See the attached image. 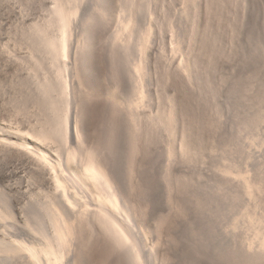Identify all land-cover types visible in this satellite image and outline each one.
I'll list each match as a JSON object with an SVG mask.
<instances>
[{
    "label": "bare ground",
    "instance_id": "1",
    "mask_svg": "<svg viewBox=\"0 0 264 264\" xmlns=\"http://www.w3.org/2000/svg\"><path fill=\"white\" fill-rule=\"evenodd\" d=\"M137 1L139 2V0ZM159 1L148 0L149 5L146 3L150 8L145 6V9H150L147 12L150 16L154 12V8L152 11L151 7L156 8L161 3ZM187 1V4L193 7V26L191 27L190 23H186L191 27L190 31L192 30V32L185 39L186 33L184 34L182 26H179L178 22L173 24L169 23L171 20L168 21L175 50L179 51L180 54L179 66L177 68L171 65H167L166 68L163 66L164 71H160V74H158V76H161V73H163L162 82L171 93L166 94L167 98L164 97L167 101L166 105H163L164 108L161 106L163 108H161V112L158 113L157 110L158 114H154L152 117L147 116L149 118V124L147 125H150V127L145 126L146 120H143L141 114L134 111L129 112L130 114L122 112L121 115L119 113L120 108H113V104V107L107 105L104 98V96L108 97V94L111 96L109 98H114L118 92L116 89L120 88L122 82L118 66L120 60L118 59L128 49V37L131 35L129 24L132 23L131 21L134 20L139 9L136 8L135 0L126 1L129 2L127 4L124 2L126 15L123 14L125 16L122 18L123 27L121 29L126 35L123 36L124 34L120 33L121 35L116 36L117 39L118 37L121 38L123 43L120 42V52H117L114 48L110 49L112 51L109 52H112V54L110 53L111 57L107 61L110 64L109 69L97 52L90 51V49L86 51L90 47L87 46L86 50H82L86 44V39L83 41L85 44H82L83 46L80 49L81 44L79 46V43L81 42L78 41L84 34L80 35L79 40L74 43L73 38H71L75 29L73 25L80 18L82 20L86 19L83 24L88 29L92 30L94 28L91 26L95 27L94 22L88 27L90 23H87V19L89 17L87 18L88 15L85 16V12H83L85 10L84 5H82L85 4L84 0H54L44 23L33 25L32 42L40 54L35 55V57H39L40 60H47V65L52 68L51 74L47 75L45 73L43 79L37 81L36 84L40 104L45 108V113L43 112L45 116L35 123L32 128L27 129L26 134L20 126L8 127L4 139L11 157H19L29 162L30 165L32 164L31 175L27 180H39L42 185L46 183L48 189L46 193L45 189L43 190L44 193L42 194H45V196H41L43 197L42 200L34 198L37 202L29 201L21 206V201L20 206L18 204L15 206L13 201L17 198L14 194L16 191L12 193L9 189L13 187L6 188L16 197L7 195L8 197H5L4 201V209L0 210V219L4 221L5 227V236L0 239V250L4 252L7 258L18 255L16 261L21 259V264H24L23 262L26 264H214V252H210L211 243L214 240V220L210 217V209L206 211L208 206L211 205H208L211 199L207 196L208 194H202L204 198L209 199V201L207 200L208 203L204 200V203H207L206 206L208 205L205 208L201 203V198H198L200 195L197 192L194 193L196 188L194 191L191 190L190 180L194 175H191L192 169H189V164L194 161L196 154L203 148L201 142L204 141L203 135L207 133L209 128L211 129L207 123V119H209L207 107L209 104L206 107L204 99L208 94L209 75L214 71V64L219 60L218 56L220 57L218 54L220 49L217 46L220 45L219 38L223 35L222 29L234 16L230 17L229 15L230 20L226 18L227 23L224 21V25L222 23L223 27L220 26L221 24L217 26L218 23H221L219 19H222L221 15L223 14L219 15L217 10L221 7L219 8L220 11L223 10L224 12L223 6L226 0H202V2L198 0V2L200 1L198 4H196V0ZM110 2V0H94L92 9L94 8L93 10L98 15V19L104 15ZM240 2L244 12L241 13L242 17L239 18L242 19L239 20L242 25V27L239 26V34L243 32L244 25L248 26L249 24H247L249 20L244 16H249V14H245H247V9L251 8V0H240ZM80 6L83 7V11H81ZM137 7L139 6L137 5ZM189 9L188 11H190ZM225 12L227 13V11ZM94 15L91 16L93 18L97 17H94ZM217 17L219 21L217 20L218 23L216 24ZM238 17H240V14ZM149 18L151 19H148V26L145 25L144 30L139 33V36L137 35V40L135 39L134 49H137V52H135L137 56L135 54V60L132 61L130 70L132 93L136 96L135 100L137 102L147 96V75L152 70L151 66H156L153 63L155 61L153 55H151L149 43L153 31L151 28H153V21L155 20H153V17ZM237 21L235 22V19L232 18L229 23L236 24ZM233 24L232 26H234ZM229 27L227 26V30L230 31ZM241 28L242 31H240ZM225 29L224 31H226ZM233 29L231 31L234 33L236 28ZM232 32L229 35H232ZM226 33L228 32L226 31ZM89 34L86 35L90 36ZM225 34L224 36H226ZM241 34L243 36V33ZM254 34L256 36L258 33L253 32L252 35L254 36ZM91 35H94V32ZM85 37L83 36V38ZM227 39H229V36ZM260 40L264 41L262 38ZM260 42L258 43L259 46ZM119 53L121 54L118 55ZM121 58L123 57L121 56ZM202 69H205V77L202 75ZM235 78L237 77L235 76ZM238 85L236 91L239 88ZM112 86L114 89L116 88V92L111 91L114 90ZM107 87L112 89H106ZM258 88H261L260 85ZM105 89L109 91L106 93ZM232 91H235V88ZM260 91L257 90V97ZM212 93L214 95L215 92ZM101 98L105 99V103ZM206 99L208 98L206 97ZM208 100L210 101V99ZM110 101L108 102L110 103ZM206 103L208 102L206 101ZM126 114L129 117H126ZM124 115L125 117H123ZM212 117L209 119L211 124ZM125 118H129L128 121ZM249 120L247 125L255 123L256 114H253ZM211 126L214 129V126ZM154 128L162 129L164 133L169 134L168 136H174V139H171L172 136L169 137L170 141H168L167 146L165 144L169 165L167 170L163 171V173H166L165 176L162 175L164 179L162 177L163 180L161 181L164 185L161 194L165 198L164 202L167 209L164 214L157 213V180L155 170L153 171L150 163L151 158H153L151 157L153 147L151 136L154 134L152 133ZM208 132H211V130ZM177 139L179 140V143L177 142L179 144L177 148L180 154L179 157L182 158L179 160L188 163L187 169L180 167L183 162L178 163L180 166H176L174 163V160L178 158L176 157ZM195 160L197 161V159ZM231 164L233 165V163ZM224 167L230 168V166ZM227 169L225 171L229 173L230 169ZM235 169L239 168L236 166ZM8 174L6 173V175ZM15 174L18 173L15 172ZM239 174H242V172ZM1 175L5 176L4 172ZM159 176L161 175L159 174ZM236 176H238V173ZM239 179H241V192L250 197L248 200L254 198L256 192H254V177L247 175L243 178L240 176ZM23 182L19 183L23 184ZM236 186H238V183ZM14 190L16 189L14 188ZM23 191L20 193L24 195ZM246 195L245 197H247ZM17 196L19 198L21 195ZM159 198L161 199V197ZM212 199L214 201V197ZM213 201H211L213 203L212 208L214 206ZM241 205L243 206V204ZM243 211L244 207L241 212ZM253 214H255L254 211ZM248 216H250L249 213L247 218L250 220L246 217L245 219L248 220L247 222L250 221V228L249 225L247 228L251 230V233L244 234L245 236L238 240L234 235H229L232 233L228 231V234L226 230L227 234L225 235H229L226 237V249L224 247L225 251L220 249V253L222 251L224 253L218 255L219 262L217 261V264H264V229L255 225L256 220L259 223L261 221L255 215ZM228 225L232 227L231 230L236 227L233 224ZM243 232L241 233L243 234ZM225 235L223 236L225 237ZM209 242L211 243L209 244ZM222 244L225 245L221 243L219 246L222 247ZM13 260L15 259L13 258Z\"/></svg>",
    "mask_w": 264,
    "mask_h": 264
},
{
    "label": "rangeland",
    "instance_id": "2",
    "mask_svg": "<svg viewBox=\"0 0 264 264\" xmlns=\"http://www.w3.org/2000/svg\"><path fill=\"white\" fill-rule=\"evenodd\" d=\"M53 1L54 0H0V210L4 209V205H5L4 201L6 199L5 197H8L7 195H11L12 197H15L16 195L17 198H18L17 195L19 196L21 195L23 198L20 196L17 200V198L15 197L16 199H14L15 201L13 202L15 206L21 203H22L21 206H23V203L27 204L29 201L37 202L34 200V198H36V200H40L41 198L43 199V197H41L42 195L45 196V194H42L44 193L43 190L45 189V193H46L47 192L46 190L48 189V185L46 183H43L42 185L39 180H34V181L33 180L30 181L29 179L27 180V178L31 175L32 164L30 165L29 162H26L19 157H11V153L7 150L4 137H5L8 127L20 126L23 128L24 134H26L25 131H27V129L32 128V126H34L35 123H37L42 117L45 116L43 115V112L45 113V110H44L45 108L42 107L43 106L42 104H40L41 101H39L40 98L38 96L39 93H38V88L36 84H37V81L39 82L43 79V77L45 76V73H47V75H50L52 72L51 70L52 68H50L49 65H47L48 63L47 60L44 61V60H40L39 57H35V55L37 56L40 54L33 45L32 37L34 35L33 25L38 24V23L39 24L44 23V21L48 17V14L50 13L49 11L51 9ZM110 1L111 2L108 6V9L106 10V12L104 13L102 17L99 15L100 17L98 19V15H96V12L93 10L94 8L92 9L94 0L93 1L84 0L85 4H82V5H84L85 10L83 11V7H81L82 5L80 6V9H82L81 11L85 12L84 13L85 16L88 15L87 18L89 17L87 19L88 20L87 23L88 24L90 23L88 27L92 25L91 24L92 22H94L93 25L95 27L91 26L92 28H94L92 29L94 30L93 31L94 35H91V33L93 34V32H91L92 30H90V28L88 29L87 26L83 24L86 21V19L82 20L80 18V20L79 21L77 20V22L73 25L75 29L73 28L74 31L72 29L73 33L71 36V38H73L74 40L73 41L74 43L76 40H79L78 38L80 37V35L82 36L84 34L83 36H86V37L83 38L82 36L80 37L82 40L80 39L78 41V42H81L79 43V46L81 44L80 49L83 46L82 44H85L83 41H85L86 39L85 41L86 44L84 45L85 47L83 46L82 50L83 49L86 50L88 47H90L86 51H89L90 49V51L93 50L97 52V54L100 55V58L103 59L104 62H106V66L108 67V69L110 67V64L107 61L110 59L111 54H112V52H109V51H112L110 49L114 48V50L118 52L121 48V44L123 43L121 38L118 37L119 39L118 40L116 36L120 33H123L124 34V35L122 34L123 36L126 35V33L122 32V29H121L123 27L122 18H124L123 16L126 15L125 14L126 11L124 12L126 8L124 7L125 5L124 2L130 1V0H110ZM141 1L142 0H139V2ZM185 1L184 0H162V1L160 0L159 2L161 3L158 4L159 7L158 5L156 6V8L153 6L151 7L152 11L154 8V12H152L153 16L152 15L150 16L149 13H147L149 12L150 9H145L146 7L150 8L148 7L149 5V3H147L148 0H144L140 4L137 0H135L136 8L137 9L139 8V9L135 15L134 20H132L131 21L132 23L129 24L131 26L130 27L131 35L128 37V49L124 54H121V53L118 54V55L121 54V56L123 57L121 58V56H119L120 58L118 60L120 61H118L119 63L117 62L119 66V72L122 77L120 88L119 89L115 88L116 91H118L115 94V97H114L115 100L114 98H109L111 97L109 96V94L108 95L106 94L108 97L103 95L106 100L101 98V100L104 103L106 101L107 105L109 104V106L111 107L114 106L113 108L117 107V109L119 107L120 108L119 113L121 115H122V112L125 114L129 112L131 113L134 111L136 113L141 114V116H143V120L144 121L146 120L145 121L146 127H150V125H147L149 124L148 123L149 118L147 116L152 117L154 114L156 115L159 112H161L162 109L164 108L163 105H166L167 95L171 93L169 92V90L166 89L167 86H165V84L162 82L163 79L161 78L163 77V73H161V76L160 75L158 76V74H160L159 72L164 71L167 65H171L174 68H177L179 66L180 54H179V51L177 52L175 50V44L172 41L173 35H172V32H170L169 30L168 21L171 20L169 21V23H173V24L174 23L177 24L176 22H178L179 26H182L181 28L184 34L186 33L185 39H186V36L189 37L188 35L189 34L191 35L190 32H192V30L190 31V29L193 26V20H192L193 7L192 5L189 6L190 4H187L188 2L187 0ZM200 1L202 2V0ZM199 2L198 0H196V4H198ZM127 3L129 2H126V4ZM137 5L139 7H137ZM241 6L242 4L240 0H226L224 2L223 9H224V12L227 11L228 14L226 12L224 13L223 10L220 11L219 8L221 7H219L217 10L219 15H221L222 13L225 14L226 16L228 15L227 17H223L225 15L222 14L221 15L222 19H221L216 14L220 18L219 19L220 21H219L217 17L216 24L218 23V21L221 22V23H218L217 26L221 24L220 26L223 27L224 21L226 18L227 20L231 19L230 21H232V18H233V20L235 19V22L238 20L237 23H239L240 25L238 24V26H236L237 23L236 24H233V22L229 23L230 21H228L229 23L228 24L226 20L225 22L227 24L224 25L225 27H223V29L221 27L222 32H223V35H222L223 37L220 36L219 41L223 43L219 42L220 45L217 46V48L220 49L218 52V54L220 55V57L218 56L219 63L217 61L216 64H214L215 66L214 71L210 73L211 76L209 75L210 79L208 81L209 83H208V92H207L209 95L206 94L205 99H204L206 107L208 106L207 104H209L208 106L209 108L207 107V110L209 111L208 118L210 119L214 114V116L211 119L212 124L210 123V120L207 119L208 126L211 127V129L209 128L208 131L211 130L212 132L213 130V132L211 133L207 131V133L203 135L204 137L202 136L204 139V141H201L203 143L202 144L203 148L201 147L202 150H200L196 154L194 161L190 162L189 164L190 166L189 169L193 170V172L191 170V175L192 176L194 175L193 177L194 179L192 178V180H190L191 181L190 185L192 187L190 188L192 191H194V189L196 188L194 193L197 192V194L200 195L198 198L199 199L201 198L202 200L201 203L205 206V208H207V206L210 204L213 205L211 201H213L212 197H214L213 208L210 205L206 209V211L210 209L209 210L210 217L213 218L214 220L213 222L214 223V240H212L213 243L209 242V244L210 243L212 244L211 250L210 248L209 250L210 252L211 251L214 252V264H217V261L219 258L218 255L220 256V254L224 253L223 251H222L223 253L222 252L220 253V251L221 250L225 251L226 249L225 248L227 245L226 237H228L229 235H234L236 239L240 240L242 239L243 236L251 233V230L249 229L250 221L247 222L248 220H250L249 218H247L248 213L250 216L255 215L257 219L261 220L260 223L257 222L256 220L255 225L257 227L260 226L259 228L263 227L262 229H264V58H263L264 57V41L260 40L261 38L264 40V33H262L264 31V0H251L250 2L251 8H248L249 10L247 9L249 13L246 11L247 14H245V15L249 14L248 16L249 18L247 16H244L246 19L249 20L247 21V24L248 23L249 24L248 26L244 25L243 32H240L239 34L238 30L240 27H242L241 21L239 22V20H242V19H239V18L242 17L241 13L244 12V10L242 11L243 6L242 7ZM188 7L190 8L192 7V8L189 9ZM188 9L190 11H188ZM159 10L162 12H160ZM187 11H188V14H187ZM93 12L95 15L93 14ZM163 12L166 14H164ZM90 14L92 16L94 15V17L95 16L97 17L93 18ZM239 14H240V17H238ZM229 15L230 17L232 16L234 17L230 18ZM90 16H91V19H90ZM149 17H153L154 18L153 20H155L153 21L154 23L153 28H151L153 29V31L151 30L152 37L150 36L151 39L149 40V43H150L151 55H153L154 61H155L153 63H155L156 66L155 67L151 66L152 70L149 71L147 75V90H146L147 96L143 100L137 102L135 100L136 96L132 93L133 90H132V79L130 75V70L132 67V61L135 60V54H136L135 52H137V49L136 50L134 49L136 45V40H137L136 38H138L137 35L139 36V33L142 30H144L146 26H148L147 24L149 23L148 19L149 20L151 19ZM186 23L188 24L190 23L189 25L191 27ZM232 24L234 26H232ZM226 25L228 27L231 25L232 28L229 27L230 31L233 28H236L237 30L235 29V31H238V32L234 31L233 33L231 31L233 36L229 35L231 32L227 30L228 28ZM224 29L228 33H226ZM248 29H250L251 31L249 30V32H247ZM84 30L86 33L84 32ZM240 31H242V28ZM245 32L247 33L245 34ZM253 32L258 33V34H256V36L254 34L253 36L252 35ZM87 33H90L89 35L91 36L92 39L90 38V36L86 35ZM241 33H243L244 38H242L243 36ZM224 34L227 37L229 36L230 42L235 39L234 40L235 42L233 41L234 44L233 42L230 43L229 39H227V37L224 36ZM248 34L250 37L247 36ZM255 37H261V38L257 39ZM238 38L239 40H237ZM246 38H250V39L246 40ZM259 42L261 43L260 46L258 45ZM70 60L72 61V59ZM163 66L165 68H162ZM204 71L205 69L203 70L202 75L205 77ZM260 71L262 75L260 74ZM255 72L258 76L255 74ZM249 74L251 75V77ZM212 75L214 76L212 77ZM235 76L237 78H235ZM214 79L215 81H213ZM254 79L256 80L254 81ZM161 84L162 85L164 84L163 85L164 90ZM212 85L213 86L215 85V86L213 87ZM237 85L239 86V88H237L238 90L236 91ZM259 85L261 88H258ZM109 88L110 87H107L106 89H109ZM112 88H110V90ZM234 88H235V91H232ZM106 89L105 91L107 93V91L109 90H106ZM115 89L111 91L113 92L115 91ZM257 90H261L258 97L256 94ZM165 92H168V93H165ZM212 92H215L214 95H212L213 94ZM165 96L166 98H164ZM210 96H213V97H210ZM206 97L210 99V101L206 99ZM107 98L112 99L113 101L112 100L110 101ZM108 101H110V103ZM206 101L208 103H206ZM164 102L165 104H163ZM161 106H163V108ZM157 110H158V113L156 112ZM210 111L213 113H211ZM253 114H256L255 123H250L252 126L250 124L247 125L248 120L251 118ZM123 117H125V115ZM126 117H129V115L126 114ZM128 119L129 118H127L126 120L128 121ZM211 125L214 126V129L212 128ZM152 133H154L152 135L153 139L151 136V141L153 144L151 157L153 158H151L150 163H151V166L153 167V171L155 170V175H156V180H157V189H158L157 190L158 198H157V204H156V206L158 207L157 213L159 212L158 214H161V213L164 214L167 211V209H166V205L164 202L165 198L161 194V190L163 193V189H164V185L161 181L164 179V176H165L164 174L166 173V172L163 173V171H166L168 168L167 166L169 165L168 164L169 159L166 156L167 148H165V144L166 146L168 145L167 143L168 141H170V138L172 135L168 136L169 134L167 135L166 133L163 132L162 129H158V128H154V130H152ZM206 134L211 136L212 139L209 136L206 137L207 136ZM205 138L206 139L210 138V139L206 140ZM171 139H174V136H172ZM177 142L179 143L178 139L176 140V143ZM178 143L176 144L177 145L176 149L179 147ZM176 152H177L176 157L178 158L174 160L175 165L180 166V164L178 163L183 162L181 163L180 167H184V169H187L188 163L184 161H180L182 158L179 157L180 154L178 153V149L176 150ZM195 159H197V161ZM153 163L154 164L156 163L155 164L156 167L153 166L154 165ZM231 163H233L234 166ZM224 166H227V167L230 166V168L228 169H230L231 173L226 172L225 169L227 168ZM236 166L239 169H235ZM158 170L160 171L157 172ZM161 171L163 174L161 173ZM3 172L5 176L1 175ZM15 172L18 174H15ZM241 172L242 174H239ZM6 173L7 174L9 173V174L6 175ZM237 173L239 177L241 176V178L249 175V177L253 176L255 179V177L257 176L256 177L257 180L255 179V185H254V192L255 191L256 192H255L254 198L252 197L253 199L251 198V200H248L250 199V197H248V195L246 194L245 195L247 197H245L244 193L241 192V189H242L241 179H239V177L236 176ZM159 174L161 176H159ZM20 178H22L21 179L22 182L24 181L23 184H20L22 183L21 180H19ZM26 182L28 183V185ZM192 182L196 184L194 185ZM237 183H238V186H236ZM17 184L19 186L21 185V187H19ZM161 185L163 186V188ZM17 186L19 187V190L17 189L18 188ZM240 186L241 188H239ZM7 187L9 188L13 187V188L9 189ZM6 188L11 190L12 193L13 191H16L17 194L14 192L15 195L14 194L12 195L11 191L7 190ZM14 188L16 190H14ZM20 189L22 191L23 190L25 191V192L23 191L24 195L20 193L22 192ZM211 189L213 190L211 191ZM199 191H201L202 193ZM202 194L204 195L208 194L207 196L209 197V199H211L209 203L207 202V200L209 201V199L207 197L204 198ZM159 197H161V199ZM255 199L257 201L256 202L257 204L255 203ZM204 200L205 202L208 203L207 206H206L207 203L205 204ZM16 201H18V203H16ZM253 203L257 207L253 206L254 205ZM240 204H243V206L241 205L242 206L241 207ZM227 206H228V210H227ZM243 207H244V211L241 212ZM253 211L255 212V214H253ZM232 213L235 215H233ZM240 217L242 220L240 219ZM245 217L248 220L245 219ZM228 224L230 225L233 224L234 227L236 225V227L234 228L235 230L234 229L231 230L232 227H229ZM226 225H227V228H226ZM238 225L240 228L238 227ZM248 225H249V228H247ZM239 229L240 230L242 229V230L236 231ZM225 231L228 234L229 232H231L232 234H229L227 236L225 235L227 234ZM241 232H243V234ZM4 234H5L4 221L0 219V239L4 238L5 236ZM223 235H225V237ZM224 239L226 240L225 241L226 243L224 242ZM221 243H224L225 245L222 244V247L219 246V244L221 245ZM223 247L225 249H223ZM17 256H13L12 258H7L6 255H4V252L0 250V264H21L22 263L21 259H19L20 263L19 261H16ZM13 258L15 260H13ZM23 263L26 264L25 262Z\"/></svg>",
    "mask_w": 264,
    "mask_h": 264
}]
</instances>
